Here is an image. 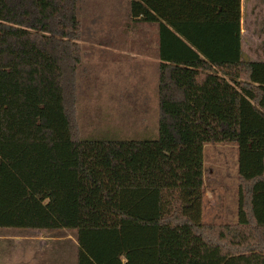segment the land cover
Wrapping results in <instances>:
<instances>
[{"label": "trees", "instance_id": "obj_1", "mask_svg": "<svg viewBox=\"0 0 264 264\" xmlns=\"http://www.w3.org/2000/svg\"><path fill=\"white\" fill-rule=\"evenodd\" d=\"M82 0H0V229L76 231L77 264H264V61L241 0H133L158 29V137L80 134ZM83 37V38H82ZM239 150L238 220L204 222V146Z\"/></svg>", "mask_w": 264, "mask_h": 264}, {"label": "rangeland", "instance_id": "obj_2", "mask_svg": "<svg viewBox=\"0 0 264 264\" xmlns=\"http://www.w3.org/2000/svg\"><path fill=\"white\" fill-rule=\"evenodd\" d=\"M89 11L91 12V8H83L81 14V29L87 33V37H82L81 42L84 48L78 100L81 136L89 140L156 139L159 120L158 76H150L147 88L149 96L143 97L138 88V83L142 82L139 79L141 74L134 62H126L121 56H115L120 48L134 52L137 41L123 39L120 35L113 39L110 34H120L124 28L107 25L104 18L99 20L102 23L95 24ZM111 48L115 53L109 52ZM125 63H128V68ZM238 159L239 150L236 144L204 146L205 223L237 222ZM31 231L34 230L0 229V264H26L30 248L25 241L20 244L16 239ZM41 232L45 233L43 239L47 244L45 247L41 246L42 248L38 246L39 252L34 249L35 256L46 259V264H52L48 257L58 250V262L55 264H77L76 231ZM60 246L64 249L62 255Z\"/></svg>", "mask_w": 264, "mask_h": 264}, {"label": "crops", "instance_id": "obj_3", "mask_svg": "<svg viewBox=\"0 0 264 264\" xmlns=\"http://www.w3.org/2000/svg\"><path fill=\"white\" fill-rule=\"evenodd\" d=\"M132 1L133 0H82L81 5L82 10L87 7L88 10L91 8L89 14L91 15L92 22L94 21L95 24L102 23L99 20L104 18V23L107 25L124 28L120 34H110L113 39L117 35H120L123 39L127 38L129 41L135 39L137 41L136 50L134 52L124 51V48H120L116 51L117 54L115 56H121L126 59V62H134L138 73L141 74L140 76L142 77H139L142 82L138 83V88H140L143 94L142 96L144 97L149 96L147 88L149 86L150 76L156 78L158 76L159 82L160 60L158 58V29L153 24L133 21L131 19L130 3ZM102 9H104V13H102ZM128 30L129 32H127ZM126 33H128V35ZM241 33L243 40V60L245 62L264 61V0H241ZM248 44L249 48H247ZM109 52L115 53L113 48H111ZM129 52H132V54ZM120 62H122V60ZM128 66V63H125V67L128 68ZM41 231L43 230L27 232L26 236H21L16 239L20 244L25 241L26 246L30 248V254L26 257V264H46L44 262L46 259L34 255V249L39 252L38 246L42 248L47 244L43 239L45 233ZM77 245L78 243L76 241V246ZM60 247L62 250L60 254L62 255L64 249L62 246ZM57 252L58 250L48 257L51 258V260L48 259V261H51L52 264L58 262Z\"/></svg>", "mask_w": 264, "mask_h": 264}]
</instances>
